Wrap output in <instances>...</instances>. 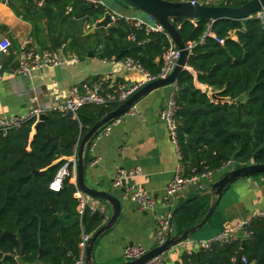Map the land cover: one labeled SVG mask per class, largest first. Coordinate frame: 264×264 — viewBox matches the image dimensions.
<instances>
[{"label":"trees","instance_id":"obj_1","mask_svg":"<svg viewBox=\"0 0 264 264\" xmlns=\"http://www.w3.org/2000/svg\"><path fill=\"white\" fill-rule=\"evenodd\" d=\"M18 1L8 3L15 8ZM246 1L214 3L239 6ZM25 7L29 11L18 13L33 23L41 51L54 49L52 43L45 44L44 37L51 40V34L57 33L58 41L70 42L79 59L89 50L103 60L130 58L156 76L170 47L165 32L148 31L144 23L135 26L123 17L108 31L98 28L85 35V29L107 11L99 3L44 0L41 6L29 2ZM208 23L174 21L184 43L195 44L187 58L189 69L178 74L173 91L176 141L185 176L215 173L229 162L232 168L264 163V26L255 17L214 20L210 30L223 40L220 43L208 36L201 41ZM209 92L225 100H212ZM116 107V102L84 105L77 118L51 111L42 121L33 117L19 128L0 132V264H72L79 257L81 234H93L105 216L89 206L78 212L73 166L65 158L74 157L81 137ZM89 145L85 168L94 159L87 153ZM64 165L69 175L58 191L51 190L49 183ZM210 195V191L196 194L179 203L172 234L180 235L200 222ZM245 231L246 238L183 253L176 264H237L242 240L247 264H264V219L251 217Z\"/></svg>","mask_w":264,"mask_h":264},{"label":"crops","instance_id":"obj_2","mask_svg":"<svg viewBox=\"0 0 264 264\" xmlns=\"http://www.w3.org/2000/svg\"><path fill=\"white\" fill-rule=\"evenodd\" d=\"M38 1H41V4L33 0L24 2L19 0L14 2L15 8H13L8 0H0V41L7 40L10 43L8 53L0 54V59L3 60L0 70V117L25 114L31 106L33 96L37 98L41 107L47 109L65 99L71 86L83 81L107 76L110 79L131 84L141 79L139 73L124 68L123 59L103 60L92 50L93 56L86 55L83 59L74 60L75 55L71 48L67 49L68 42L60 43L57 33L51 34V40L46 36L44 40L46 45L50 43L53 45L52 36L56 37L60 46L58 48L53 46V48L58 55L59 65L47 67L30 75H20L16 71L8 73L7 70H11V65L16 62L21 44L28 37H32L35 48H39L33 36V23L18 13L25 8L29 11V8L25 7L26 3L31 2L33 6H41L44 2V0ZM86 1L91 3L90 0ZM95 3L104 5L103 0H95ZM112 9L115 20L123 17L118 9ZM125 19L132 21L136 18ZM88 30L89 28L85 29V35L89 34ZM173 91V85L152 90L135 103L131 114L124 115L108 133L98 134L92 140L94 148L87 153L94 158V162L89 163L85 168V181L88 186L97 190H109L121 201V214L118 221L94 243L92 259L97 264L125 262L123 251L130 243L139 245L146 251L157 244L156 219L164 212L165 207L157 205L152 209L141 211L125 193L131 187L140 188L158 199L163 195L166 184L173 176L177 162V148L169 138L159 117L161 109ZM65 159L72 161L73 157ZM231 165L232 163L213 173L211 182L201 180L202 188L199 184L190 185L176 196L173 211L181 201L196 194L208 193L212 183L227 173L230 170L227 168ZM134 167L141 169L139 176L127 179L119 188L111 185V178L116 168ZM85 199L88 206L102 209L106 218L110 216L111 208L107 203L87 196ZM211 201L212 195H210L209 206ZM258 211H264V173L231 182L224 189L212 215L189 238L210 239L218 235L225 227L250 219ZM199 251L201 250L189 252L175 246L164 253L165 261L167 264H176L180 262L183 253Z\"/></svg>","mask_w":264,"mask_h":264},{"label":"built area","instance_id":"obj_3","mask_svg":"<svg viewBox=\"0 0 264 264\" xmlns=\"http://www.w3.org/2000/svg\"><path fill=\"white\" fill-rule=\"evenodd\" d=\"M36 3L41 4V1L33 0ZM91 3L95 0H90ZM229 0H192L191 3H199V4H215L214 2H227ZM253 17L258 18L264 26V9L254 15ZM113 19L115 20V15H113ZM149 20L152 24H145L141 20L133 19V23L135 26H139L144 23L147 27L148 31H162L165 32L163 27L152 17L149 16ZM214 21L209 20L207 25L208 29L203 35L201 41L204 40L205 37H212L216 39L218 42L222 43L223 40L218 39L214 33L210 30V27ZM166 36L170 40V47L163 55V64L160 68L158 75H151L148 73L138 61L127 58L123 59L124 68L128 71H135L141 75V79L133 82L131 84H126L121 80L110 79L107 76H102L95 78L90 81H83L78 84H75L70 87L68 94L65 99L60 102H57L45 109L38 104V100L35 96L31 99V106L29 110L20 116H1L0 117V132L6 133L9 130L19 128L25 121L30 118L37 117L39 118L41 114H46L48 112H60L63 114H69L73 118H77V111L80 107L84 105H102L108 102H116L117 106L127 100L134 92H136L139 88L144 86L145 84L160 78H165L176 65V61L179 57V50L173 44L172 40L165 32ZM132 40L133 37L131 38ZM187 49V58L192 55L193 48L195 44L193 42L185 43ZM10 48V43L7 40L0 41V54H7ZM18 67L16 70L17 74L20 75H30L34 72H39L44 70L47 67H54L60 64L58 55L56 51L53 50H44L40 53L35 48L34 40L32 37H28L20 46L18 50ZM77 57L74 56V60ZM186 68H188L186 66ZM189 69V68H188ZM173 88H175V82L172 84ZM211 94L210 92L208 93ZM131 107L124 115L131 114ZM175 110L176 106L173 100V94L166 100L163 108L159 113V117L163 125L165 126L166 132L171 139L172 143L177 148V162L174 168V173L172 178L166 184L163 195L160 198H156L147 194L144 190L140 188H130L126 191L125 195L133 201L139 210L144 211L148 209H152L157 205H161L165 207L164 212L157 217L156 219V240L157 244H161L167 237L170 229L171 223L173 219V207H174V199L176 196L180 195L185 189H187L190 185L199 184L200 188L201 180H207L211 182L212 180V172H204L201 174H194L190 176L184 175V164L182 162V156L177 147V121L175 119ZM115 119L111 123H108L103 127L98 134H106L108 133L112 126L119 123L121 118L124 116ZM40 119V118H39ZM97 134V135H98ZM96 135V136H97ZM94 136V138L96 137ZM93 138V139H94ZM92 139V140H93ZM94 148L92 141L90 142L88 150H92ZM73 166V177L72 181L75 184L77 191L75 193L76 198L78 199V212L81 214L85 206H88L86 203L85 197L87 195L83 194L76 182H75V167L76 160L75 156L72 161ZM94 162V159L91 163ZM231 162L228 163V165ZM141 174V169L139 167L134 168H116L115 172L111 178V185L115 188L122 187L125 184V181L130 178H135ZM69 175V170L67 165L61 167L53 180L49 183V188L54 191H58L61 188L62 182ZM89 197V196H87ZM91 210H98L102 212V209H97L89 206ZM104 214V213H103ZM252 217L264 219V211H258L253 214ZM107 218L105 217L106 221ZM250 219L241 221L234 226L225 227L218 235L205 240H194L188 238L180 242L177 246L187 250H207L211 248L213 245L217 244H226L231 243L240 238H246L248 234L245 231V226L248 224ZM92 234L82 233L81 239L79 242V257L74 260L72 264H84V251ZM146 252L139 245H131L127 246L123 251V256L126 260L135 259ZM242 264H247V260L245 257L241 258ZM240 262V263H241ZM143 264H167L165 261L164 253L159 254Z\"/></svg>","mask_w":264,"mask_h":264},{"label":"water","instance_id":"obj_4","mask_svg":"<svg viewBox=\"0 0 264 264\" xmlns=\"http://www.w3.org/2000/svg\"><path fill=\"white\" fill-rule=\"evenodd\" d=\"M24 2L25 0H20ZM123 2L129 7L140 10L149 16H152L165 30L173 44L179 50V57L176 61V65L172 71L165 77L153 80L136 92H134L127 100L119 104L114 110L107 113L99 121H97L88 131L81 137L79 144L75 153L76 167H75V182L79 190L89 196L90 198L107 203L111 208V214L106 221L90 236L87 241L85 251H84V264H97L92 259V250L94 243L108 230H110L118 221L121 214V201L118 197L112 194L109 190H97L87 185L85 181V163H84V153L86 146L92 141L94 136L108 123H111L115 119L124 115L135 103L142 97L147 95L152 90L157 88L172 85L178 74L186 69L187 63V49L184 41L182 40L178 29L174 25V21H201V20H218V19H235L244 20L252 18L254 15L259 13L264 9V0H248L239 6H227V5H217V4H192V0H118ZM92 5L95 3L92 2ZM106 7V6H105ZM107 8L103 17L98 20L93 26L89 28L87 33H91L98 28H103L108 31L114 24L115 20L111 8ZM53 46L58 48L60 45L57 42L55 36H52ZM136 46L134 43L132 47ZM70 42L67 44V49H70ZM40 53L41 50L37 48ZM88 56H93L91 50L88 51ZM119 58H122V53L119 54ZM18 56L16 57V62L11 65V70H7L8 73H13L18 67ZM3 66V60L0 59V70ZM212 100L224 101L225 98L220 97L217 93L212 92L210 94ZM46 114L40 115V121L45 118ZM260 173H264V163L256 164L251 163L245 166L232 168L227 173H225L221 178L217 179L210 186V192L212 195V201L207 212L204 214L203 218L196 225L187 228L182 234L174 235L171 229L166 237V239L161 244H156L153 248L147 250L143 255L132 259L126 260L123 263L116 264H143L147 260L166 253L168 250L173 249L183 240L188 239L192 236L212 215L215 207L217 206L219 199L224 191V189L233 181L247 177L253 176ZM176 209L173 211V215ZM173 221V220H172ZM172 228V223H171ZM245 241H241V248L237 254V264H240L242 258V247ZM132 243L129 244L131 246Z\"/></svg>","mask_w":264,"mask_h":264},{"label":"rangeland","instance_id":"obj_5","mask_svg":"<svg viewBox=\"0 0 264 264\" xmlns=\"http://www.w3.org/2000/svg\"><path fill=\"white\" fill-rule=\"evenodd\" d=\"M104 2V6L108 7V8H115L118 9L121 12V15L123 16V18H127V17H135L136 20H141L143 21L145 24H152V22L149 20V15L137 10L135 8L129 7L126 4H124L121 1L118 0H103ZM113 10V9H112ZM227 169H232V165L229 166Z\"/></svg>","mask_w":264,"mask_h":264}]
</instances>
